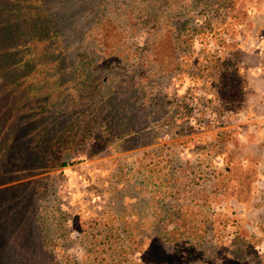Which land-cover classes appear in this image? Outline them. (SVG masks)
Segmentation results:
<instances>
[{
  "label": "rangeland",
  "instance_id": "374dc122",
  "mask_svg": "<svg viewBox=\"0 0 264 264\" xmlns=\"http://www.w3.org/2000/svg\"><path fill=\"white\" fill-rule=\"evenodd\" d=\"M58 15L67 64L55 39L23 46L36 0H0V50L11 33L39 94L80 63L106 95L116 61L131 105L114 90L120 133L98 122L68 166L1 173L0 264H264V0H66Z\"/></svg>",
  "mask_w": 264,
  "mask_h": 264
},
{
  "label": "trees",
  "instance_id": "16d2710c",
  "mask_svg": "<svg viewBox=\"0 0 264 264\" xmlns=\"http://www.w3.org/2000/svg\"><path fill=\"white\" fill-rule=\"evenodd\" d=\"M36 1L40 8V17L43 19L42 28L37 30L36 34L33 33L35 40L28 30H24L23 33L29 35L32 41L30 39L22 41L23 46L39 44L46 46L51 39H55L58 52L66 56L63 58L64 63L67 64V58L70 56L67 55L68 53L63 54V39L66 36L64 28L69 17L64 27L61 15L56 16L59 13V6L66 0ZM53 2L57 4L54 5ZM77 14L78 11L75 10L74 17ZM13 23L19 27L18 29L22 26L17 18L13 19ZM24 28H26L25 23ZM18 29H9V32ZM9 35L15 50L8 55L0 50V72L6 74L0 79V166L3 167L0 176L1 173L6 174L5 177L9 176L14 171L46 170L68 166L75 149L102 120H105L107 131L120 133V130L112 127L109 122L111 116H120L118 108H114L116 113H112L110 109L111 106L116 107L110 102L114 90L125 97L123 105L126 109L131 105L128 94L120 89L122 71L120 63L107 61L110 65L108 73L111 74V78L107 81L106 95H103L102 88L99 90L98 77L80 63L76 64L73 73L67 65L62 69L63 72H60L58 80L55 81V85L61 87L59 93L39 94L44 78L35 76L36 74L26 75L25 61L20 60V56L16 54L18 42L13 39L11 33ZM5 66L6 68L3 69ZM51 67L49 61L45 68L50 72ZM21 73L25 75L22 78H20ZM95 91H98V94L94 93ZM35 94L36 100L39 101L37 106L34 100ZM217 103L214 104L216 108L230 110L233 117L236 116L231 104L221 100H217ZM202 105L204 107L202 111H209V103L203 102ZM129 112L137 118L136 112L130 110ZM0 262H2L1 255Z\"/></svg>",
  "mask_w": 264,
  "mask_h": 264
},
{
  "label": "built area",
  "instance_id": "2783aa9c",
  "mask_svg": "<svg viewBox=\"0 0 264 264\" xmlns=\"http://www.w3.org/2000/svg\"><path fill=\"white\" fill-rule=\"evenodd\" d=\"M215 122H216L215 120H214V121L211 120V121L208 123V125H207V124H204L203 126H204V127H205V126L208 127V126L213 125V124L216 125ZM201 127H202L201 125H198V127H196V129H198V128L201 129Z\"/></svg>",
  "mask_w": 264,
  "mask_h": 264
}]
</instances>
